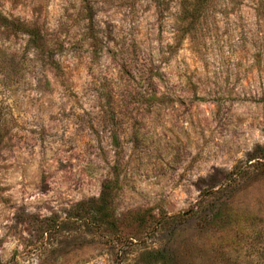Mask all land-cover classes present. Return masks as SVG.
Returning a JSON list of instances; mask_svg holds the SVG:
<instances>
[{
    "label": "rangeland",
    "instance_id": "obj_1",
    "mask_svg": "<svg viewBox=\"0 0 264 264\" xmlns=\"http://www.w3.org/2000/svg\"><path fill=\"white\" fill-rule=\"evenodd\" d=\"M181 1L0 0V264H264V0Z\"/></svg>",
    "mask_w": 264,
    "mask_h": 264
},
{
    "label": "trees",
    "instance_id": "obj_2",
    "mask_svg": "<svg viewBox=\"0 0 264 264\" xmlns=\"http://www.w3.org/2000/svg\"><path fill=\"white\" fill-rule=\"evenodd\" d=\"M208 1L182 0L179 15H184L186 20L190 19L189 22L193 23L201 15H205ZM112 181L103 186L97 199L78 204V207L86 213L85 215L78 213V220L90 221L93 226H97L100 234L114 245H125L128 242L132 244L134 241H141L151 233H155L161 223L149 211H134L122 217L117 214L114 205L117 181L116 179Z\"/></svg>",
    "mask_w": 264,
    "mask_h": 264
}]
</instances>
